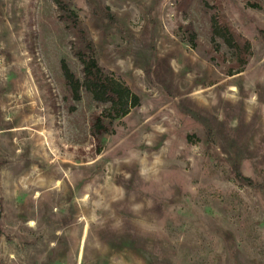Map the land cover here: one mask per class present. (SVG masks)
Segmentation results:
<instances>
[{
	"label": "rangeland",
	"instance_id": "obj_1",
	"mask_svg": "<svg viewBox=\"0 0 264 264\" xmlns=\"http://www.w3.org/2000/svg\"><path fill=\"white\" fill-rule=\"evenodd\" d=\"M204 1L0 0V264H264V0H218L241 72ZM76 26L139 98L119 120L67 92Z\"/></svg>",
	"mask_w": 264,
	"mask_h": 264
},
{
	"label": "trees",
	"instance_id": "obj_2",
	"mask_svg": "<svg viewBox=\"0 0 264 264\" xmlns=\"http://www.w3.org/2000/svg\"><path fill=\"white\" fill-rule=\"evenodd\" d=\"M192 1L178 0L177 10L181 11L184 16H189ZM54 2L72 21L77 20L76 14L67 4L63 6L61 0H54ZM203 4L202 9L209 19L210 37L214 42L219 41L226 49L232 52L234 60L231 64V69L241 72L247 65L251 54L250 42L234 31L223 13V7L220 1L209 0L204 1ZM99 9L102 16L110 24L115 25L117 23L115 18L105 9L102 7H99ZM73 30L71 52L80 62L81 78L70 69L65 61H62L61 68L69 96L73 100L79 101L81 99V93L85 92L94 101L106 104L107 107L102 112V116L98 118V125H100L102 119H109V121L113 122L125 117L132 108L139 105V98L100 66L97 59L96 47L85 33L77 26ZM180 35L189 44H195L196 33L191 24L180 26ZM232 172L238 181L247 186H254L251 179L242 174L238 164L233 165Z\"/></svg>",
	"mask_w": 264,
	"mask_h": 264
}]
</instances>
